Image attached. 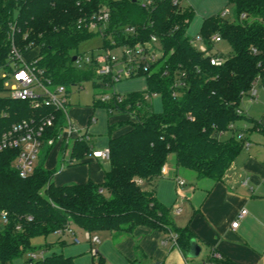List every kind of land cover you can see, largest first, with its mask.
I'll use <instances>...</instances> for the list:
<instances>
[{"label": "trees", "instance_id": "16d2710c", "mask_svg": "<svg viewBox=\"0 0 264 264\" xmlns=\"http://www.w3.org/2000/svg\"><path fill=\"white\" fill-rule=\"evenodd\" d=\"M141 1L0 0V137L13 123L54 115L53 125L42 136L43 153L47 155L57 143L64 150L71 141V164L79 163L92 149L84 135L57 139L65 127L63 111L46 105L34 108L29 101L4 93L2 73L10 68L11 41L24 59L34 50L27 61L53 83L65 86L85 81L104 86L95 73L96 62L80 68L73 60L82 54L80 43L100 35L77 28L76 20L103 7L109 19L100 35L101 47L143 42L154 34L162 51L148 71L137 74L145 77V90L112 91L106 101H92L94 108L102 107L108 115L130 116L128 129L109 137V169L102 183L88 180L57 185L52 180L54 171L43 166L45 157L36 161L29 176L21 177L14 165L17 149L0 152V264L23 254L28 255L25 264H75L63 253L38 259L29 255L37 249L34 238L46 239L67 224L90 234H129L136 226L147 225L176 235V244L187 252L194 234L174 224L170 208L158 201L152 182L162 175L161 167L171 154L178 167L193 170L198 178L219 181L242 148L237 133L224 140L221 134L231 129L230 124L247 118L236 111L242 97L250 94L256 82L264 86V0H228L233 20L220 13L207 16L194 37L186 32L189 15L179 7L180 0H151L146 7ZM125 26L135 27L136 32L125 33ZM214 34L231 48L230 55H220L223 62L219 65L209 61L210 55H217L212 51ZM198 36L209 55L194 46ZM104 80L113 86L114 82ZM180 80L185 81L183 87L177 85ZM152 94L161 98L159 112L146 98ZM50 137L54 138L52 145L47 144ZM92 264H104L103 258H93Z\"/></svg>", "mask_w": 264, "mask_h": 264}, {"label": "crops", "instance_id": "0c3cea01", "mask_svg": "<svg viewBox=\"0 0 264 264\" xmlns=\"http://www.w3.org/2000/svg\"><path fill=\"white\" fill-rule=\"evenodd\" d=\"M252 92L257 93L256 89ZM250 100H253L252 96ZM94 109L92 104L71 107L67 114L70 121L76 122L77 132L68 134L64 131L63 137L73 140L77 135H84L90 142L87 128L94 121ZM239 109L247 118L238 120L232 124V129L225 132L230 133L229 136L237 133L238 137L241 134L238 138L243 140V146L219 181L198 178L195 173L180 169L171 160L166 163L167 173L152 182L159 202L170 210L174 205L180 206L178 213H171L172 220L177 227H187L194 234L201 246L199 255L188 257L176 244L174 234L167 230L138 225L123 237L118 232L108 231L91 234L100 239L102 253L98 256L103 258L104 264H115L109 262L105 251L107 242L114 246L123 260L122 264L137 261L149 264H264V109L260 110L259 114H262L259 119L244 112L240 104ZM107 116L108 140L110 135H118L128 129V114L107 113ZM256 123L259 126L255 127ZM83 128L86 131H82ZM108 140L104 148L108 147ZM70 143L64 150H61V143L55 144L44 159L43 166L54 171V183H85L88 180L102 183L105 171L109 169V160L88 154L79 163L71 164L74 159L71 158ZM90 146L93 150L101 149L94 148L91 142ZM60 156L62 165L57 170ZM177 178L185 182L180 187ZM242 209L246 213L236 227H231ZM75 228L86 238L87 231ZM99 234H102V238ZM54 235L56 242L66 243V237ZM88 245L91 248L93 243L88 240ZM66 256L74 260L71 254Z\"/></svg>", "mask_w": 264, "mask_h": 264}, {"label": "built area", "instance_id": "2783aa9c", "mask_svg": "<svg viewBox=\"0 0 264 264\" xmlns=\"http://www.w3.org/2000/svg\"><path fill=\"white\" fill-rule=\"evenodd\" d=\"M177 3V0L173 1ZM142 7H146L151 4V0H142L140 2ZM225 14V11L222 15ZM244 17V14L241 15ZM109 19V11L106 7L98 9L97 11L81 16L76 20V27L79 29H86L89 31H99L100 35L103 34V28L107 24ZM125 33L136 32L135 27L125 26L123 28ZM214 42L221 41L222 39L218 34H214L211 38ZM114 40L111 41V45H115ZM196 48L209 55L206 46L202 42V39L198 36L193 41ZM102 49L97 53H91V55L81 54L76 56L75 64L77 67H83L85 64L96 62L95 73L100 76L99 81H103L104 86H108L109 81L116 82L122 77L128 78L137 75L141 71H148L150 65L154 63L162 54L161 46L158 42L157 36L150 35V38L143 42H136L134 44H120L114 47H101ZM10 68L7 72L2 73L4 77V86L7 87V95L15 100H27L34 108H38L42 105L51 106L55 110H61L65 114V127L62 132L57 136V139L63 138L64 131L67 133L77 132V128L70 121L67 110L65 108L68 102V90L65 85L53 83L51 78L46 76L40 68H37L31 61H27L23 58L20 49L11 41L9 49ZM209 61L212 65H219L223 62V57L218 55H210ZM184 73L181 74V77ZM180 87L185 85V81L180 80L177 84ZM116 90L113 89V92ZM178 91L176 90L173 95ZM110 93H101L96 98L101 101L109 99ZM147 99L150 96L146 95ZM238 114L243 112L238 108ZM54 115H47L35 119H24L20 122L13 123L8 129H6L0 137V152L4 149H17V155L14 160L15 168L17 169L21 177L29 176L36 164L37 154L42 145V136L47 127L52 126L54 123ZM233 125L230 124L232 129ZM81 137V136H79ZM87 138H89L86 135ZM241 137V134H238ZM47 144H54V138L47 139ZM90 156L109 160L110 150L108 147L104 149L91 150ZM167 173L166 163L161 167V174ZM184 180L177 178L178 186L184 184ZM172 213H178L180 211L179 205H174L171 209ZM246 213L245 209H242L232 221L231 227H236L239 223V219ZM6 212L1 213L3 221H6ZM56 235L64 237L69 235L72 237V241L78 243L79 237L76 234L75 227L72 224H67L65 227L55 230ZM176 235H173L175 240ZM86 239L95 244L99 242L98 236H92L89 232H86ZM92 254H96V250L92 249ZM30 257L35 258V253H30Z\"/></svg>", "mask_w": 264, "mask_h": 264}, {"label": "rangeland", "instance_id": "374dc122", "mask_svg": "<svg viewBox=\"0 0 264 264\" xmlns=\"http://www.w3.org/2000/svg\"><path fill=\"white\" fill-rule=\"evenodd\" d=\"M179 7L187 12L189 15L186 32L189 36L194 37L198 34L201 23L203 19L207 16L214 14H222L225 11L223 16L224 19L233 20L232 15V5L228 0H180ZM101 48V36L96 34L90 39H87L80 43L79 51L85 55H91V53H97ZM212 51L218 56L222 55L223 57L231 54V48L225 40L215 42L212 48ZM35 51L31 50L24 55L25 59L31 57ZM221 56V57H222ZM69 92L68 102L65 106L66 110L69 111L71 107L75 105H91L94 98H96L101 93H111L116 90L119 93H128L131 91H143L146 89V80L143 75H135L132 77H122L119 81L114 82L113 86H94L91 81L81 82L78 85H69L66 86ZM257 93L244 95L240 101V107L247 112L249 115L253 116L256 119L261 117L259 114L260 110L264 109V87H262L259 82H256L254 85ZM4 93L7 94V87H5ZM252 96L253 100H250ZM150 101L153 106V110L159 112L162 110L161 98L159 95L152 94L150 95ZM259 114V115H258ZM94 121L90 123L87 128V132L90 135V142L94 145V148H101L107 145L108 140V122L109 118L107 112L102 107H96L93 112ZM72 121V120H71ZM74 125H77L75 121H72ZM82 131H86V128H83ZM230 133L221 134V139L228 138ZM44 149L41 147L38 154L37 160L44 159ZM44 155V156H43ZM64 163L66 165L67 155L64 156ZM175 160V156L171 154L169 156L168 162ZM62 158H58L57 170L61 168ZM180 169L194 173L193 170L179 167ZM54 180V176L53 179ZM74 226V225H73ZM75 227V226H74ZM76 230L77 236L80 238V243H75L72 241V237L65 235L66 243L60 244L56 242V236L50 234L45 238L36 237L32 240L33 244L37 246L35 250V259L41 258L43 256L49 255L53 252L63 253L64 255L74 256V261L76 264H92L93 258L97 257L102 253L100 239L98 243L92 245V249L96 250V256L92 254L91 248L88 245V240L83 236V233L80 230ZM106 234V232H103ZM102 234H99L101 236ZM122 237L126 234H120ZM95 236V235H92ZM50 242L49 245L45 247V243ZM105 251L108 254L109 262H114L115 264H122L123 260L118 255L114 246L111 242H107L105 245ZM28 258L27 254H23L20 257L14 258L11 263L6 264H25L26 259ZM125 264V263H124Z\"/></svg>", "mask_w": 264, "mask_h": 264}, {"label": "water", "instance_id": "95a60500", "mask_svg": "<svg viewBox=\"0 0 264 264\" xmlns=\"http://www.w3.org/2000/svg\"><path fill=\"white\" fill-rule=\"evenodd\" d=\"M76 56L73 57V60H75ZM201 251L200 244L196 241L195 238H192L189 243V248L186 252V255L188 257H197Z\"/></svg>", "mask_w": 264, "mask_h": 264}]
</instances>
